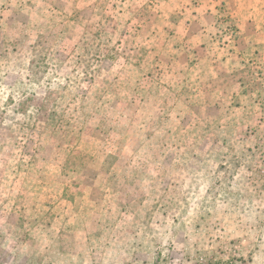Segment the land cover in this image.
Masks as SVG:
<instances>
[{
	"label": "rangeland",
	"instance_id": "1",
	"mask_svg": "<svg viewBox=\"0 0 264 264\" xmlns=\"http://www.w3.org/2000/svg\"><path fill=\"white\" fill-rule=\"evenodd\" d=\"M165 2L0 0V264H264V0Z\"/></svg>",
	"mask_w": 264,
	"mask_h": 264
},
{
	"label": "crops",
	"instance_id": "2",
	"mask_svg": "<svg viewBox=\"0 0 264 264\" xmlns=\"http://www.w3.org/2000/svg\"><path fill=\"white\" fill-rule=\"evenodd\" d=\"M218 1L166 0L164 5L167 6V14L169 15L165 16V18L169 19V22L166 23L171 28L169 30L163 29V36L164 41L166 40L167 44H170L169 49L172 50L173 55L171 54L172 56L168 57L171 66L178 65L177 62L181 63L184 61L185 66L190 68L191 73L195 76L194 68L202 60L201 56L197 55V49L203 45L205 49H211L207 46L210 45V35L213 33V27L215 26ZM224 2L231 13L241 12L245 9L244 0H224ZM252 9H256V7L254 8L252 5L249 7L251 15ZM257 9L262 10L264 6ZM236 23L238 25L239 20ZM205 53L203 60L211 68L215 56L210 54L208 50Z\"/></svg>",
	"mask_w": 264,
	"mask_h": 264
}]
</instances>
